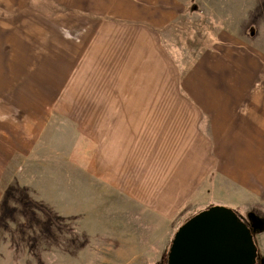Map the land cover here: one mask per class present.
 I'll list each match as a JSON object with an SVG mask.
<instances>
[{"label": "crops", "instance_id": "0c3cea01", "mask_svg": "<svg viewBox=\"0 0 264 264\" xmlns=\"http://www.w3.org/2000/svg\"><path fill=\"white\" fill-rule=\"evenodd\" d=\"M44 1L0 0V112L39 114L0 138V176L63 113L98 188L167 226L233 200L264 206V100L229 89L209 50L179 72L161 36L171 0ZM257 241L264 254V230Z\"/></svg>", "mask_w": 264, "mask_h": 264}, {"label": "rangeland", "instance_id": "374dc122", "mask_svg": "<svg viewBox=\"0 0 264 264\" xmlns=\"http://www.w3.org/2000/svg\"><path fill=\"white\" fill-rule=\"evenodd\" d=\"M170 3L176 5L171 8L176 19L161 36L179 72L209 50L229 71V89L249 91L256 96L253 106L261 105L264 0ZM38 4L49 10L44 0ZM61 115L48 123L34 151L12 157L1 173L0 264H165L167 244L178 222L167 226L127 205L120 195L99 189L90 174L88 146ZM38 116L0 112V138L22 135ZM260 203L233 200L228 209L250 224L255 253L264 264L257 241L264 230Z\"/></svg>", "mask_w": 264, "mask_h": 264}, {"label": "water", "instance_id": "95a60500", "mask_svg": "<svg viewBox=\"0 0 264 264\" xmlns=\"http://www.w3.org/2000/svg\"><path fill=\"white\" fill-rule=\"evenodd\" d=\"M169 245L166 264H253L257 252L247 225L223 206L186 220Z\"/></svg>", "mask_w": 264, "mask_h": 264}, {"label": "trees", "instance_id": "16d2710c", "mask_svg": "<svg viewBox=\"0 0 264 264\" xmlns=\"http://www.w3.org/2000/svg\"><path fill=\"white\" fill-rule=\"evenodd\" d=\"M235 215H236V217H238L239 220L243 221L247 225V227H248V229L250 231V234L252 236L253 244H256V242L254 241L255 240L254 233L252 232L250 224L245 219H243L242 217H239V215L237 213H235ZM261 261H262L261 258H259V256H257V254H255V258H254L253 264H259Z\"/></svg>", "mask_w": 264, "mask_h": 264}, {"label": "bare ground", "instance_id": "6f19581e", "mask_svg": "<svg viewBox=\"0 0 264 264\" xmlns=\"http://www.w3.org/2000/svg\"><path fill=\"white\" fill-rule=\"evenodd\" d=\"M167 255V254H166ZM167 261V260H166Z\"/></svg>", "mask_w": 264, "mask_h": 264}]
</instances>
